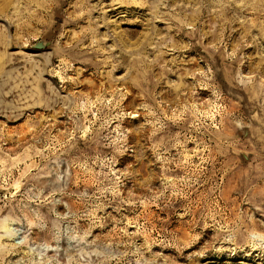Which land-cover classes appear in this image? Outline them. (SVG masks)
Wrapping results in <instances>:
<instances>
[{
  "label": "rangeland",
  "instance_id": "obj_1",
  "mask_svg": "<svg viewBox=\"0 0 264 264\" xmlns=\"http://www.w3.org/2000/svg\"><path fill=\"white\" fill-rule=\"evenodd\" d=\"M0 264H264V0H0Z\"/></svg>",
  "mask_w": 264,
  "mask_h": 264
}]
</instances>
